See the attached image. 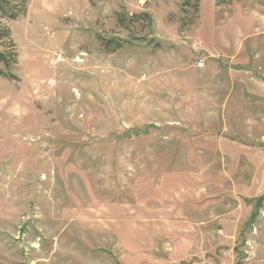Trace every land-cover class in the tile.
I'll list each match as a JSON object with an SVG mask.
<instances>
[{
    "label": "rangeland",
    "instance_id": "1",
    "mask_svg": "<svg viewBox=\"0 0 264 264\" xmlns=\"http://www.w3.org/2000/svg\"><path fill=\"white\" fill-rule=\"evenodd\" d=\"M8 1L0 264H264V0Z\"/></svg>",
    "mask_w": 264,
    "mask_h": 264
},
{
    "label": "trees",
    "instance_id": "2",
    "mask_svg": "<svg viewBox=\"0 0 264 264\" xmlns=\"http://www.w3.org/2000/svg\"><path fill=\"white\" fill-rule=\"evenodd\" d=\"M188 3L189 2H187V4ZM0 11H2L5 17L10 20H16L18 17L17 14H14L15 11L10 8V2L8 0H0Z\"/></svg>",
    "mask_w": 264,
    "mask_h": 264
},
{
    "label": "built area",
    "instance_id": "3",
    "mask_svg": "<svg viewBox=\"0 0 264 264\" xmlns=\"http://www.w3.org/2000/svg\"><path fill=\"white\" fill-rule=\"evenodd\" d=\"M196 67H197L198 69H202V68L205 67V64H204L203 61H199V62L196 64Z\"/></svg>",
    "mask_w": 264,
    "mask_h": 264
}]
</instances>
